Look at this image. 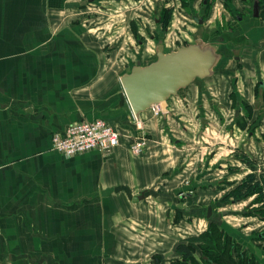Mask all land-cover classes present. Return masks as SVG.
<instances>
[{"label":"crops","instance_id":"obj_1","mask_svg":"<svg viewBox=\"0 0 264 264\" xmlns=\"http://www.w3.org/2000/svg\"><path fill=\"white\" fill-rule=\"evenodd\" d=\"M102 1L87 0L109 10ZM48 5L0 0V264H179L176 247L190 245L196 257L200 242L190 239L213 225L263 262L246 241L254 225L237 220L249 202L223 196L250 172L241 155L264 172V13L225 31L239 53L170 98L169 115L151 108L137 119L120 77L153 62L157 42L142 41L140 28L130 38L118 28L112 42L78 26L53 30L39 25ZM179 45L172 37L164 49ZM93 119L119 132L116 148L72 158L53 151V134ZM141 138L146 148L133 155L129 145Z\"/></svg>","mask_w":264,"mask_h":264},{"label":"rangeland","instance_id":"obj_2","mask_svg":"<svg viewBox=\"0 0 264 264\" xmlns=\"http://www.w3.org/2000/svg\"><path fill=\"white\" fill-rule=\"evenodd\" d=\"M47 1L50 6L48 5L49 7L40 9V10H44L45 15L44 14H42V16L39 15L38 17L39 25H41V23H46V26L48 27L50 25L53 30H57L64 27L66 28L69 26H78L84 28L85 30L87 29L89 32L88 34L92 38H95L97 40H103V42L108 41V39L111 40L108 42L116 41L120 36V34L117 33L116 31V29L118 28L122 30L126 28L127 34L125 37L127 38L131 37L130 33H128L129 29L133 31L134 29L137 30L140 28L139 30V32L141 33L140 39H142V41H144V39L148 40L149 37H153V35L157 31L159 32L160 36H162L165 33V27L168 26L169 25L168 23H170L171 21L172 13H173L172 12L173 10H158L162 14L163 16L162 18L165 21V24L161 25L160 27V26H155L154 20L156 18V15L154 14V11L156 10L153 9L161 8L164 5L160 1L157 2L156 0H122L121 4H118L117 2H111L105 4L101 0L102 1L101 5L106 6L109 10H98L97 9L98 4L91 5L87 2V0H68V3L62 4L63 10H56V5L51 4L52 0H47ZM237 1L240 2L239 6L243 5V7L246 6L244 8H248L249 6H251L253 1H257V0H237ZM242 1L243 3L245 2V4H243ZM65 4H68L67 6H71L70 8L71 10L70 9L64 10L63 7ZM174 4L178 6L176 0L174 1ZM86 7L90 8V10L87 9ZM27 8H28L27 10H35V8L33 7H27ZM185 11L187 10L184 11L176 10L174 12L175 13L174 17L176 18H174V20L172 21L173 30L174 28L175 29L178 28L182 30L181 16L184 17V14L186 13L183 12ZM193 11H198V10H193ZM238 16L245 17L246 15H241L240 13H238ZM29 18H30L29 21L32 23V15H29ZM217 18L218 21L215 27L223 31L221 34H223V37L226 40L231 39L230 34L229 33L228 35L225 34V31L226 30L232 31L233 28L236 26V22L234 18L229 17L226 22L224 18V12H221V15L218 16ZM120 33L124 34L123 32ZM216 37L217 36L213 37V39H215ZM183 38L191 41L190 38L187 37L186 35H183ZM137 40H139V37H137ZM158 41L160 42V40ZM244 41H245L244 38H238L234 40L233 43L234 44L240 42L244 43ZM172 50H174V48H172ZM235 169H236L235 173L245 171L244 168L243 169L235 168ZM242 201L249 202V204L247 203L248 205L247 206L244 205L245 207L241 209L243 212H245L243 216L244 218L241 219L238 218L237 220H241L240 222L241 223L244 222L245 224L247 222L245 228L247 226H250L251 224L254 225V229L250 233L251 238L246 241L249 242L248 244L253 246V249L255 248L259 252L264 253V219H262L264 216L261 212L262 205L253 197L247 198ZM225 212H227V210H225ZM227 220L234 222L230 218ZM211 227L215 229L216 226L213 225L208 228ZM240 227H243V225H240ZM215 230L217 232L216 237L219 238V243L223 245L222 248L220 245L219 248L217 249L218 254H220L219 256L220 259L219 262L216 264H264V261L259 262L255 256L250 255L248 253L249 251H245V249H243L241 245H239L234 239H232L231 236L230 237H228L227 235L223 236V234L218 229V227H216ZM241 230L243 229L241 228ZM221 237H223L224 239H222ZM231 252L234 253L233 255L235 257V260H231V262L228 263V260H230L231 257L230 255ZM205 254H202V251L200 249L198 250V253L195 257L196 264H210L209 260L212 259V256L209 255V253H205ZM207 254L210 257L207 256ZM2 261L7 262V260H5V256H0V263Z\"/></svg>","mask_w":264,"mask_h":264},{"label":"water","instance_id":"obj_3","mask_svg":"<svg viewBox=\"0 0 264 264\" xmlns=\"http://www.w3.org/2000/svg\"><path fill=\"white\" fill-rule=\"evenodd\" d=\"M254 17L258 5L254 4ZM238 51H235L237 54ZM221 61L215 45L196 39L192 44L166 52L163 44L155 47V60L147 65L138 61L120 77L121 87L135 118L157 106L163 116L170 114L168 101L196 80L210 78ZM202 124L205 119H201ZM142 199V196L139 197ZM211 208L207 209V216Z\"/></svg>","mask_w":264,"mask_h":264},{"label":"flooded vegetation","instance_id":"obj_4","mask_svg":"<svg viewBox=\"0 0 264 264\" xmlns=\"http://www.w3.org/2000/svg\"><path fill=\"white\" fill-rule=\"evenodd\" d=\"M157 2H161L164 6L154 11L156 18L154 20L155 26H160L165 24L163 20V16L158 10H173L172 18L170 23H168L165 27V33L160 36L159 32H155L152 39L156 40L159 43L165 44V41L170 40L172 37L180 43V46H184L187 44H192L196 39H201L205 42L211 43L215 45L218 49V52L221 54V60L224 59L227 55H231L232 57H236L235 51H239V48L236 49H228V44L232 41L226 40L222 36V31L219 28H216L215 25L218 21V16L221 15V12H226L227 15H224L225 21L229 17L234 18L235 22H242L245 18H255L254 17V4L258 5V17L259 19L262 14L264 13V0H257L253 1L251 6L248 8H244L243 5L239 6L240 2L237 0H176L178 6L174 4L175 0H156ZM243 3V1H242ZM245 4V2L243 3ZM176 10H187L183 13L184 17L181 16V29L172 28V21L174 20V15ZM198 10V11H193ZM223 10V11H222ZM238 13L241 15H246L245 17L238 16ZM247 13V14H245ZM229 22V21H228ZM207 28V29H206ZM205 29V30H204ZM214 30L216 32V38L212 41L205 40V34L208 31ZM232 32V31H229ZM186 35L190 38L191 41L188 39L183 38V35ZM221 34V36H220ZM192 42V43H190ZM216 69V68H215Z\"/></svg>","mask_w":264,"mask_h":264},{"label":"built area","instance_id":"obj_5","mask_svg":"<svg viewBox=\"0 0 264 264\" xmlns=\"http://www.w3.org/2000/svg\"><path fill=\"white\" fill-rule=\"evenodd\" d=\"M159 114V108L153 107ZM120 134L110 124L102 119L82 120L69 125L61 134L52 136V149L65 158L96 151L103 154L111 152L120 143ZM144 138L136 139L129 145L133 155H140L146 148ZM180 196H184L181 193Z\"/></svg>","mask_w":264,"mask_h":264},{"label":"trees","instance_id":"obj_6","mask_svg":"<svg viewBox=\"0 0 264 264\" xmlns=\"http://www.w3.org/2000/svg\"><path fill=\"white\" fill-rule=\"evenodd\" d=\"M239 161L244 165H246L250 170V172L246 173L238 182L229 184L228 182L226 183L225 181L223 183L227 185L229 184V186L232 187L223 196V201L230 203H237L247 198L254 197L258 202L261 203L262 205L261 212L264 216V172L259 175L255 174L254 172L255 165L253 164L252 161H250L243 155L239 157ZM228 172L229 173L236 172V169L229 168ZM262 219H264V217ZM215 229H213L212 227L208 228L203 236L190 239L191 242L193 241L200 242L199 249L202 251V254L209 253V255L212 256L213 260L212 259L209 260L210 264L218 263L220 259L217 250L219 248V242H218L219 238L216 237L217 232ZM194 251L195 250L190 245L179 244L176 247V252H178L182 257L181 259L182 262L180 263L183 264H196ZM209 255L207 254V256Z\"/></svg>","mask_w":264,"mask_h":264}]
</instances>
